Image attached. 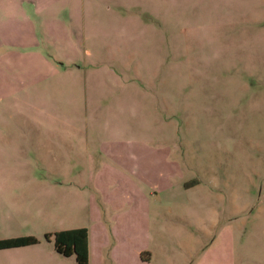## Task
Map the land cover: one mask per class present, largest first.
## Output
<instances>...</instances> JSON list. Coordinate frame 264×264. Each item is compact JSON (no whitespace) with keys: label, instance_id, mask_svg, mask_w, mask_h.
I'll return each instance as SVG.
<instances>
[{"label":"rangeland","instance_id":"374dc122","mask_svg":"<svg viewBox=\"0 0 264 264\" xmlns=\"http://www.w3.org/2000/svg\"><path fill=\"white\" fill-rule=\"evenodd\" d=\"M116 5L88 18L92 56L0 103V133L77 146L71 174L0 158V184L46 185H0V239H38L0 264H77L45 238L74 228L88 264H264V0Z\"/></svg>","mask_w":264,"mask_h":264},{"label":"crops","instance_id":"0c3cea01","mask_svg":"<svg viewBox=\"0 0 264 264\" xmlns=\"http://www.w3.org/2000/svg\"><path fill=\"white\" fill-rule=\"evenodd\" d=\"M108 3L117 9L118 0H0V103L7 100V95L11 97L17 92L15 84L21 83L20 92H28L30 86L41 84L46 78L54 83L55 79L60 82L69 71L67 64L77 63L84 55L92 56V51L85 47L92 44L95 36L88 18L95 10L117 13ZM95 29L101 32V24ZM45 66L49 67L47 75L42 70ZM71 138L74 137L61 139L54 135L0 133V158H7L5 155L10 154L7 159L12 160H7V165L18 167L20 164V173L23 174L28 170L29 153L37 159L48 156L53 159L55 173L60 174L66 169L71 174L76 165L73 159L77 157V146L72 151ZM33 166L44 165L36 161ZM0 185L15 191L18 195L15 200L20 202L28 189L46 187L38 181H29L27 177ZM9 207L17 212L23 210L21 204L13 202Z\"/></svg>","mask_w":264,"mask_h":264},{"label":"trees","instance_id":"16d2710c","mask_svg":"<svg viewBox=\"0 0 264 264\" xmlns=\"http://www.w3.org/2000/svg\"><path fill=\"white\" fill-rule=\"evenodd\" d=\"M53 236V245L57 253L69 257L74 256L77 264H88V233L86 228L61 230L53 234H45L50 240ZM38 239L33 236L0 239V250L35 244Z\"/></svg>","mask_w":264,"mask_h":264}]
</instances>
